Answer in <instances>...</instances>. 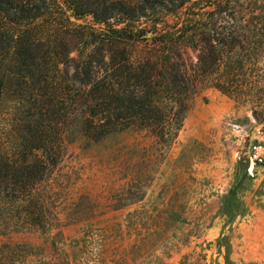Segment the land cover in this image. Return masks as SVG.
<instances>
[{"label":"trees","instance_id":"16d2710c","mask_svg":"<svg viewBox=\"0 0 264 264\" xmlns=\"http://www.w3.org/2000/svg\"><path fill=\"white\" fill-rule=\"evenodd\" d=\"M84 16L102 27L72 21ZM91 44L105 52L101 75ZM72 51L86 92L61 68ZM203 88L248 103L264 124V0H0V111L11 131L0 139V231L41 226L37 187L82 110L92 141L132 127L170 146Z\"/></svg>","mask_w":264,"mask_h":264},{"label":"rangeland","instance_id":"374dc122","mask_svg":"<svg viewBox=\"0 0 264 264\" xmlns=\"http://www.w3.org/2000/svg\"><path fill=\"white\" fill-rule=\"evenodd\" d=\"M104 53L91 44L98 75ZM70 58L61 68L80 88L85 65L76 51ZM85 116L67 125L37 187L41 226L0 231V264H264V162L240 177L237 165L251 143L264 146L248 103L199 90L170 146L132 127L92 141L80 131ZM8 124L0 111V139Z\"/></svg>","mask_w":264,"mask_h":264},{"label":"built area","instance_id":"2783aa9c","mask_svg":"<svg viewBox=\"0 0 264 264\" xmlns=\"http://www.w3.org/2000/svg\"><path fill=\"white\" fill-rule=\"evenodd\" d=\"M247 157L254 165H260L264 162V146L259 142L249 145Z\"/></svg>","mask_w":264,"mask_h":264},{"label":"water","instance_id":"95a60500","mask_svg":"<svg viewBox=\"0 0 264 264\" xmlns=\"http://www.w3.org/2000/svg\"><path fill=\"white\" fill-rule=\"evenodd\" d=\"M250 159L248 157L239 156L237 160L239 177L248 169ZM238 177V178H239Z\"/></svg>","mask_w":264,"mask_h":264},{"label":"bare ground","instance_id":"6f19581e","mask_svg":"<svg viewBox=\"0 0 264 264\" xmlns=\"http://www.w3.org/2000/svg\"><path fill=\"white\" fill-rule=\"evenodd\" d=\"M249 162H251V160Z\"/></svg>","mask_w":264,"mask_h":264}]
</instances>
